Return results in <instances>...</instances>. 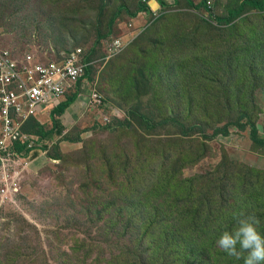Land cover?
I'll list each match as a JSON object with an SVG mask.
<instances>
[{
	"label": "rangeland",
	"instance_id": "1",
	"mask_svg": "<svg viewBox=\"0 0 264 264\" xmlns=\"http://www.w3.org/2000/svg\"><path fill=\"white\" fill-rule=\"evenodd\" d=\"M203 1L209 10L189 3ZM163 2L167 6L154 16L140 11L143 0H0V42L16 58L33 53L48 61L83 47L89 63L75 110L57 115L58 124L36 120L51 132L45 152L35 153L20 184L0 198V264H172L162 255L175 246L165 233L175 229L190 189L202 197L211 185L228 190L248 181L255 185L250 202L264 201L256 188L264 190V87L253 72L234 94L228 82L214 81L225 63L216 35L243 29L257 39L264 17L252 24L257 11L249 8L215 30V18L243 0ZM211 30L213 36L206 34ZM195 49L204 55L189 54ZM186 66L195 73L179 87L178 80L161 83L159 68L178 76ZM211 84L221 96L205 105L202 91ZM252 92L258 137L234 110L251 108ZM190 105L197 107L191 111ZM249 169L263 175L247 177ZM232 172L237 181H228ZM205 203L174 259L243 264L216 244L217 225L235 200L218 199L213 218L207 198ZM198 208L187 202L184 211Z\"/></svg>",
	"mask_w": 264,
	"mask_h": 264
},
{
	"label": "trees",
	"instance_id": "2",
	"mask_svg": "<svg viewBox=\"0 0 264 264\" xmlns=\"http://www.w3.org/2000/svg\"><path fill=\"white\" fill-rule=\"evenodd\" d=\"M163 7L167 6L165 2L162 0H158ZM176 3V2H175ZM194 9L199 10L201 7H203L205 10H209V6L207 2L203 1L200 2L198 5H195L193 2H189ZM253 9L257 11L255 13V19L251 20L252 24H255L260 20L261 17H264V0H243L241 4L237 8L230 9L227 14L224 17H216L215 22L217 24H214L213 29H217L218 27H221L225 24H230L233 23L238 17H241L246 14L247 9ZM150 10L149 5L147 2H144L143 5L140 7V11L143 13H146ZM119 16V12L115 14L111 21L112 23L115 22L117 17ZM111 27V26H110ZM242 34L234 33L230 35H226L225 37L220 34L219 36L216 35L215 39L217 37H221V40L218 41V50L222 53V57L225 60V63L221 65L220 70L218 73H216V78L214 79L216 84L228 82V85L230 87V92L231 94H234L237 90L240 84H242L249 76L250 72H253L258 80V86H263L264 87V28L257 29V39H249V32L247 30H240ZM216 31L213 32H207L206 34L212 36L214 35ZM198 35V34H196ZM249 40V41H248ZM189 54L202 57L204 53L202 51H199L198 49H195L191 51ZM237 57V58H235ZM158 67V65L156 66ZM89 69V68H88ZM87 69V75H89V71ZM166 70L169 71V68H166ZM159 71V76H160V81L164 85L166 81L168 83L173 84L177 80L176 86H180V81L183 78L188 79L190 75H194L195 71L190 69V67L186 66L183 69L178 72V76L174 75V72H165L162 69H158ZM226 79L225 81L222 79ZM193 83H191L192 86ZM190 91V88L188 89ZM197 92H190L189 96L193 97L196 95ZM181 98V95L178 94ZM202 95L204 96L205 100V105L211 101L213 98L221 96L220 93L217 94V91L214 88V85L211 84V87L204 88V91H202ZM244 95L242 91L237 92V98H241ZM78 99V94H75L73 97H71L67 102L59 106L56 110H53L51 113L50 118L52 119L53 122L58 124V121L56 119L57 115H63L67 109L76 102ZM185 99V96L182 97V100ZM250 101L252 103L251 108H245V107H236L234 110H236L242 118H246L247 122L250 124L251 130H252V135L254 137H258V131H257V118L259 115V109L255 106V101H254V94L253 92L250 94ZM194 105H190L191 111L195 109ZM60 110H63L61 113ZM200 110L203 112V107H200ZM207 112L209 111V107L206 106L204 108ZM61 113V114H60ZM34 122L33 126H29L31 128L30 131L26 130L28 133H34L39 136H41L43 139L47 140V136L51 133L50 131H45L44 127L40 125L39 123L36 122L35 119L30 120L29 123ZM210 124V123H209ZM207 124V125H209ZM236 126V125H235ZM241 126V125H239ZM242 127V126H241ZM33 130V131H32ZM255 172L253 170H248L246 172L247 177L253 176V175H258L262 176V172ZM144 180H147L145 178ZM234 180L237 181L234 177V172H232L229 176L228 181ZM143 183V181H141ZM246 185H230V189L227 190L226 184L222 185L221 188L219 185H211L209 188V191L206 195H201L202 197H196L194 191H190L184 195V206H183V211L182 213L178 214L175 217V229L171 228L168 229L167 232L165 233V236L170 234L169 237L174 238V242H171V245H175L178 247H166L162 251V255H166L168 258V261H171L172 264H178L177 259H174L178 256V251L181 248V241L184 239V237L188 234V230L190 227L195 226L194 225V218L193 214L195 215L196 218H201L202 213L204 211V208L206 207L207 203H205V199L207 198V202H210L211 208H210V213H209V218H213L217 213V203L218 199L220 198H227L231 197L235 200V208L232 210H229L228 213H226V218L222 223H219L217 227H219V231L216 234V239L218 240L219 236L221 233L225 230L231 231L232 228L236 226L235 222V215L239 214L241 212H245L248 209H252L254 214L260 221V227H264V201L262 199L257 198L258 200H255L254 203L250 202V198H255L254 193L251 192L253 186L255 185H249L248 181H245ZM192 188V187H191ZM257 189H260L264 191L262 188H259L256 186ZM256 191V189H253ZM200 195V193H199ZM246 196H248L246 198ZM191 199H194L195 202H193ZM242 200H244L242 202ZM190 203L191 205H196L198 203L199 208L197 210H192V211H184L186 208V204ZM224 203V202H223ZM227 204V203H226ZM217 221L219 220L218 218L216 219ZM259 227V231L261 232V229ZM262 234V233H261ZM263 235V234H262ZM192 236V233L189 235ZM168 237V238H169ZM179 249V250H178Z\"/></svg>",
	"mask_w": 264,
	"mask_h": 264
},
{
	"label": "built area",
	"instance_id": "3",
	"mask_svg": "<svg viewBox=\"0 0 264 264\" xmlns=\"http://www.w3.org/2000/svg\"><path fill=\"white\" fill-rule=\"evenodd\" d=\"M88 66L83 47L45 61L33 53L16 58L0 42V185L4 186L0 198L14 191L33 163L31 158L45 150L46 139L25 127L32 119L50 118L53 110L77 94Z\"/></svg>",
	"mask_w": 264,
	"mask_h": 264
},
{
	"label": "clouds",
	"instance_id": "4",
	"mask_svg": "<svg viewBox=\"0 0 264 264\" xmlns=\"http://www.w3.org/2000/svg\"><path fill=\"white\" fill-rule=\"evenodd\" d=\"M234 218L236 226L221 233L217 246L228 256L243 259V264H264V235L259 231V219L244 212Z\"/></svg>",
	"mask_w": 264,
	"mask_h": 264
},
{
	"label": "water",
	"instance_id": "5",
	"mask_svg": "<svg viewBox=\"0 0 264 264\" xmlns=\"http://www.w3.org/2000/svg\"><path fill=\"white\" fill-rule=\"evenodd\" d=\"M148 5H149L150 10L154 12H158L162 8L161 3L158 2L157 0H150L148 2Z\"/></svg>",
	"mask_w": 264,
	"mask_h": 264
},
{
	"label": "crops",
	"instance_id": "6",
	"mask_svg": "<svg viewBox=\"0 0 264 264\" xmlns=\"http://www.w3.org/2000/svg\"><path fill=\"white\" fill-rule=\"evenodd\" d=\"M78 102H80L79 99H77L76 102H75L74 104H72V105L67 109L66 112H67V113H68V112L70 113L71 110L74 111L75 108L73 109V107L77 106V105H78ZM66 112H65V113H66ZM65 113H64L63 115H60V116H61V119L66 115ZM41 119H42V118H41ZM43 119L45 120V122H47L48 117H47V116H43ZM50 119H51V118H50Z\"/></svg>",
	"mask_w": 264,
	"mask_h": 264
}]
</instances>
